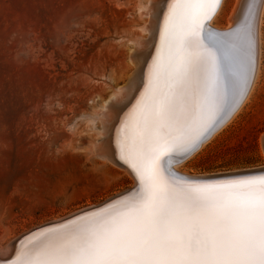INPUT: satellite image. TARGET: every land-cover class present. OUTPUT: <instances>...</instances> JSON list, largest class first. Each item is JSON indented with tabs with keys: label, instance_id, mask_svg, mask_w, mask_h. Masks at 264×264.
Segmentation results:
<instances>
[{
	"label": "snow or ice",
	"instance_id": "obj_1",
	"mask_svg": "<svg viewBox=\"0 0 264 264\" xmlns=\"http://www.w3.org/2000/svg\"><path fill=\"white\" fill-rule=\"evenodd\" d=\"M219 3L168 0L151 76L119 141L138 189L42 233L8 264H264V174L213 183L164 167L207 138L254 76L256 8L217 31L206 21Z\"/></svg>",
	"mask_w": 264,
	"mask_h": 264
},
{
	"label": "rangeland",
	"instance_id": "obj_2",
	"mask_svg": "<svg viewBox=\"0 0 264 264\" xmlns=\"http://www.w3.org/2000/svg\"><path fill=\"white\" fill-rule=\"evenodd\" d=\"M146 3L0 0V251L24 228L133 184L124 166L95 150L105 137L97 114L135 69L130 59L148 37ZM233 3L225 1L220 24ZM261 22L254 94L179 159L182 170L202 174L264 165V4Z\"/></svg>",
	"mask_w": 264,
	"mask_h": 264
},
{
	"label": "bare ground",
	"instance_id": "obj_3",
	"mask_svg": "<svg viewBox=\"0 0 264 264\" xmlns=\"http://www.w3.org/2000/svg\"><path fill=\"white\" fill-rule=\"evenodd\" d=\"M225 1L226 0H220V3L218 5L216 11L208 19L206 24L211 29H216L218 31H223V30L229 29L230 27H234L236 24H238L241 20L244 19V15H245V12L247 10V4L250 2L253 3L255 8H256V12H257L256 21H255V27H256L255 73H254V76L252 77L250 86L248 87L246 94L243 96L242 99L239 100L238 105L235 107L234 110H232L229 114L226 115V117L218 124L217 127H215V129L207 136L206 139H209L220 128H222L230 120V118L235 115V113L240 109V107L242 106V104L244 102L250 101L252 94H254L253 92L255 91V88L258 86V79L260 76V69H261L262 32L260 29V24L262 23L261 22V13H262L263 4H264L263 0H234L232 8H231L229 14L227 15L226 24L222 25L218 22V18L220 17L221 13L224 10ZM241 5H243L244 7H241ZM145 6H147L146 12L149 15V17H148V20L146 21V24H143V25H145L143 27L145 29L144 30L145 32L148 31L147 32L148 37L147 38L144 37L139 43H137L136 47L138 50L135 51L136 49H134V51L136 52L133 54L134 60L131 56H129L132 59L131 60L129 58L131 62L135 61V62H133V63H135V69L131 68V69H133V72H131V75L127 78L126 82L121 84V86H119L120 91H118V93H112L102 103V110L100 112V115H98L99 114L98 113L97 116H99V118H100L99 119L100 120V130H101L100 135L105 136V137H104V139L102 137L101 141L99 140V143L96 144V149H95V150H97L98 154H100L102 156L104 155L108 159H110L112 162H116L119 166L121 165V166L125 167V170H127L133 176L134 181L130 187H133L134 185H136L137 188L135 190H137L139 187L138 181L136 179V174H135L134 170L129 166V164L125 161V159L122 158V154H121L120 146H119V141H120V138L123 136V132H124L123 123L129 119L130 114L134 110V106L137 104L138 98L140 97L141 93L144 91L145 85L148 83L149 78L151 76V73L153 70V58L157 55V49H158V46L160 43V26L163 23L164 12L166 11L167 6H168V0H148V4ZM138 10H139V8H138ZM144 10L145 9H143V11ZM141 11H142V8H141ZM129 52H131V51H129ZM132 52H131V54H132ZM93 125H94V123H93ZM263 137H264V135H263ZM204 140L199 144V146L204 143ZM191 153H193V151ZM181 160L174 158L171 160V162L165 161L164 167L167 169H170L171 171L179 172L180 173L179 175L176 174L177 177L181 178V179H185V180L215 183V182H221V181H226V180L236 179V178H241V177H257V176L264 174L263 171H256V172H251L248 174H241L239 176H229V175L221 176L222 174H227L229 172H244V171L255 170V169H259V168L261 169V168H264V165H260V166L255 167V168L236 169V170H232V171L192 174V173H189V172L182 170L181 168L178 167V164ZM257 172H259V173H257ZM219 176H221V177H219ZM120 191H117L112 195H115V194L119 193ZM125 191H127V189H125ZM133 192L134 191H132L131 193H129L126 196L131 195ZM111 196H108V197L102 199L101 201H103V200H105ZM101 201H98L96 203L87 204L85 206L71 210V211H69L63 215H60V216L57 215L56 217H53L50 219H45L39 223H36V226L39 224L46 223V221L47 222L56 221V220L64 217L65 215L73 213L77 210H86L87 207L93 206V205H95ZM106 207H103V208H100L97 210H93V211L87 212L85 214H93V213L100 211L101 209L106 208ZM84 215H82V216H84ZM82 216H78V217H82ZM78 217L72 218L66 222H63L62 224H54V225L48 226L44 229L37 230V231L29 234L28 236H30V238H28V239L23 238L19 241L16 240L15 242L9 241L5 245V249L4 248L1 249L0 259L2 260L3 258H6L8 256L9 257L13 256L11 259V260H13L16 257L18 251H23L26 246L33 243L36 239L40 238L42 233H46V232L52 231V230H57L60 227L68 224L69 222L74 221ZM34 226L35 225H31L30 227L24 228L22 230V232H20L15 238H17L20 234L28 231V229H30ZM12 236H14V235H12ZM8 262L3 260V261H0V264H8Z\"/></svg>",
	"mask_w": 264,
	"mask_h": 264
},
{
	"label": "water",
	"instance_id": "obj_4",
	"mask_svg": "<svg viewBox=\"0 0 264 264\" xmlns=\"http://www.w3.org/2000/svg\"><path fill=\"white\" fill-rule=\"evenodd\" d=\"M207 21H206V23H207ZM214 30H216V29H214ZM256 171H263L264 172V168H261V169L259 168V169H255V170L244 171V172H229L227 174H222L221 176H225V175L239 176L241 174H248V173L256 172ZM172 172H174V173H176L178 175L180 174L179 172H176V171H172ZM257 173H259V172H257ZM221 176H219V177H221ZM136 188H137V186L134 185L133 187L128 188L127 191H125V190L120 191L119 193H117L115 195H112L111 197H109V198H107V199H105V200H103V201H101V202H99V203H97V204H95L93 206L87 207L86 210H77V211H75L73 213L65 215L64 217H62V218H60V219H58L56 221H50V222H47L45 224L39 225L37 227L31 228L28 231L20 234L12 242H15L16 240L19 241V240H21L23 238L28 239V238H30V236H28V235L33 233V232H35V231H37V230L44 229V228H46L48 226H51V225H54V224H62L63 222H66V221H68V220H70L72 218H75V217H78V216H82V215H84L87 212H90V211H93V210H97V209L109 206L110 204H113L114 202H116L119 198L121 199L123 197H126V195H128L129 193H131L132 191H135ZM12 257L13 256H10V257L8 256L6 258H3L2 260L0 259V261H3V260L6 261V262L11 261Z\"/></svg>",
	"mask_w": 264,
	"mask_h": 264
}]
</instances>
